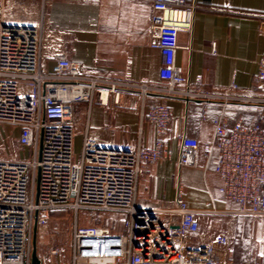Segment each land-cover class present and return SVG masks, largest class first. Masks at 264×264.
<instances>
[{
    "label": "built area",
    "instance_id": "obj_1",
    "mask_svg": "<svg viewBox=\"0 0 264 264\" xmlns=\"http://www.w3.org/2000/svg\"><path fill=\"white\" fill-rule=\"evenodd\" d=\"M6 1L0 0V125L19 128L20 147L35 152L27 161L0 159V264H32L35 226L48 223L49 212L60 209L75 213L68 264H235L229 248L235 220L264 215V58L256 77L258 94L240 92L239 72L225 92L201 77L191 78L176 60L180 36L192 30L197 6H187L186 0H150L160 13L152 18L158 31L153 46L161 52L159 82L93 76L65 54L55 56L49 70L43 64V20L35 25L8 22ZM48 1L41 0L43 5ZM123 91L200 101L204 112L209 102L260 108L251 125L214 122L215 173L223 197L238 208L187 204L181 170L198 165L201 147L188 136L178 138L175 158L169 142L144 150L108 146L86 135L76 160L75 107L91 106L97 96L105 103L109 93L118 103ZM212 147L205 146L207 156ZM144 158L172 164L171 199L160 176L143 166ZM83 211L121 215L124 232L79 228Z\"/></svg>",
    "mask_w": 264,
    "mask_h": 264
},
{
    "label": "crops",
    "instance_id": "obj_2",
    "mask_svg": "<svg viewBox=\"0 0 264 264\" xmlns=\"http://www.w3.org/2000/svg\"><path fill=\"white\" fill-rule=\"evenodd\" d=\"M186 3L197 9L192 30L180 36L177 65L191 78L201 77L205 84L223 92L239 72L240 92L258 94L256 77L264 58V0H186ZM16 10L29 13L30 17L18 18L12 14ZM155 15L160 13L150 0H51L45 5L41 0L6 1L8 22L35 25L43 20L42 54L47 69L53 68L55 56L65 54L93 76L148 83L160 81L161 52L153 46L158 35L152 27ZM105 99L104 103L97 96L93 105L75 107V146L78 137L82 145L86 135L108 146H140L144 150L154 149L158 142H169L176 158L178 138H194L201 145L198 165L181 170L187 204L202 209L238 208L237 203L223 197L222 181L215 173L219 149L214 144V122L223 119L230 126L239 121L251 125L261 111L259 107L209 102L204 112V103L200 101L157 94L143 97L129 91L122 92L118 103L112 93ZM19 137V128L0 125V158L11 161L31 158L35 150L20 147ZM207 144H213L210 156L204 151ZM154 162L153 158L142 159L144 167ZM159 176L164 191V180ZM219 196L223 200L216 198ZM167 198L171 199V194ZM217 201H221L222 207L216 206ZM55 212H49L48 224L52 217L58 219ZM242 216V222L248 221L251 226L254 261L264 264V215ZM50 229V225L45 231L37 228L40 264L70 263L72 251L60 256L53 252L56 248L48 247L46 231ZM233 229L235 233L238 220ZM108 230L111 228L107 227Z\"/></svg>",
    "mask_w": 264,
    "mask_h": 264
},
{
    "label": "rangeland",
    "instance_id": "obj_3",
    "mask_svg": "<svg viewBox=\"0 0 264 264\" xmlns=\"http://www.w3.org/2000/svg\"><path fill=\"white\" fill-rule=\"evenodd\" d=\"M12 14H16L18 18H29V13L19 12L18 10L14 11ZM16 16V17H17ZM20 16V17H19ZM81 138L78 137L76 141L75 146V157L76 160H80V153H81ZM3 159V158H0ZM146 169H150L153 172H155L158 175H162L164 183H163V189L164 193L167 195L168 193L171 194V197L173 196V182L172 178L174 176V170L173 167L169 165L168 162L157 160L154 163H149L145 165ZM171 179V181H170ZM219 200H223L220 196L216 197ZM218 204L216 206L222 207L221 201H217ZM58 210H56L57 212ZM64 211V212H62ZM54 216V215H53ZM58 217L54 218L52 217V221L50 223L46 224H39L38 227L41 229V231H45L48 228V225H50V231L46 233H49L47 237L49 239V246H52L57 249L58 254L60 256L67 255L69 251H72L73 247V238H74V232L76 227V221H75V213L71 209H65L60 211V215H56ZM122 216H116L111 213H96V212H87L83 211L80 214V222L78 224V227L85 228L86 229L91 228L94 232L97 230L99 232L107 231V227L111 228L113 230L115 227L120 226V221L122 220ZM54 220V221H53ZM237 220H235V223H237ZM87 223V224H86ZM234 223V225H235ZM233 225V227H234ZM251 226L248 221H241L239 228L235 231L233 229V238L231 245L229 246L231 250V256H237L236 261L240 260L243 263L250 261L249 259L252 258V254L250 253L248 249V243H249V236H251ZM39 240V237L38 239ZM71 247V248H70ZM50 248V247H49ZM72 253V252H71Z\"/></svg>",
    "mask_w": 264,
    "mask_h": 264
},
{
    "label": "trees",
    "instance_id": "obj_4",
    "mask_svg": "<svg viewBox=\"0 0 264 264\" xmlns=\"http://www.w3.org/2000/svg\"><path fill=\"white\" fill-rule=\"evenodd\" d=\"M217 209H219V208H217ZM61 210H65V209H60V210H58L57 212H55L54 214L55 215H60V211ZM62 212H64V211H62ZM87 212H96V213H103V212H97V211H87ZM116 216H119V215H116ZM121 216V215H120ZM244 216H239L238 217V228H239V225H240V223H241V221H242V218H243ZM246 217V216H245ZM121 223H120V226H118V227H115L113 230H111V232H113V233H116V234H118V235H121L123 232H124V223H123V220H121L120 221ZM87 224V223H86ZM249 240V243H248V249H249V251H250V253H251V249H250V245H251V243H252V238H251V236H249V238H248ZM236 259V256H231V260L235 263V264H259V262L258 261H254V256H252V258L251 259H249L250 261H248V262H245V263H243L242 261H240V260H238V261H236L235 260Z\"/></svg>",
    "mask_w": 264,
    "mask_h": 264
},
{
    "label": "water",
    "instance_id": "obj_5",
    "mask_svg": "<svg viewBox=\"0 0 264 264\" xmlns=\"http://www.w3.org/2000/svg\"><path fill=\"white\" fill-rule=\"evenodd\" d=\"M42 148H43V143L41 142L40 144V151H39V157H41L42 154ZM39 189V185H38ZM37 228L38 226H35L34 229V234H33V254H32V264H40V259L37 254Z\"/></svg>",
    "mask_w": 264,
    "mask_h": 264
}]
</instances>
